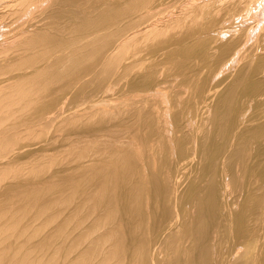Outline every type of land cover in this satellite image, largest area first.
Instances as JSON below:
<instances>
[{
	"label": "bare ground",
	"instance_id": "1",
	"mask_svg": "<svg viewBox=\"0 0 264 264\" xmlns=\"http://www.w3.org/2000/svg\"><path fill=\"white\" fill-rule=\"evenodd\" d=\"M260 49L264 0H0V172L62 154L48 179L4 195L81 194L55 235L96 215L56 250L62 264H264ZM64 122L59 143L24 141ZM1 249L0 264L43 263Z\"/></svg>",
	"mask_w": 264,
	"mask_h": 264
},
{
	"label": "rangeland",
	"instance_id": "2",
	"mask_svg": "<svg viewBox=\"0 0 264 264\" xmlns=\"http://www.w3.org/2000/svg\"><path fill=\"white\" fill-rule=\"evenodd\" d=\"M111 1H117V0H111ZM230 24H232L231 27L235 26L233 25L234 23L232 22ZM247 46L248 47L250 46V49L248 50L247 48V51L245 52L246 54L252 50L251 45H247ZM263 51L264 50L260 49L255 52L261 53ZM243 61L244 60L239 61L235 67L231 66L228 68V70H225L223 74L221 73V75H219L220 77H218L217 78L218 80H216V82L221 81L219 88H217V92L213 95V97L208 100L209 105L207 107L210 106L212 108V105H214V103L216 102L220 91H222V89L228 83H230V81L232 80L231 77H234L235 72L238 70L239 66L243 63ZM227 75L229 76V78ZM259 76L264 79V73ZM252 103H253L252 106L247 110L248 112L246 113V118L249 115H251L253 112L252 107L255 104V101H253ZM205 110H208V108L207 109L205 108ZM198 117L199 116H196L194 118V122H198L199 120ZM64 124L67 125V122L66 123L64 122ZM67 127L68 125L65 126L63 130L62 129L61 131L58 130L59 132L58 131L53 132V130L55 131V129L50 130L49 132H47L48 134L46 133V131L45 133L43 131L41 132L38 131L36 133V136L34 135V138L32 135L26 137L24 141L30 140L32 143H34L33 148H35L41 146L42 144H45L44 143L45 141L42 142L45 139L46 142H48L47 140L50 138V136L56 133L58 136L56 135L55 138H57L58 142L56 139L54 140L50 139L49 142L59 143V141H62L64 139L63 137ZM40 133L42 134L43 137H41ZM61 155L62 154H57L54 158V161L55 159L57 160V158H60ZM54 161L50 162L48 160L47 162L42 164L41 168L43 167L42 168L43 170L41 169L38 173L27 172L26 171L27 169L16 170V169H11L9 167H7L8 169L3 168L2 169L3 172L2 171L0 172V228H4L3 233L5 235L2 241V245L0 247L2 248L1 250L4 251L6 256H9V258L15 252H19L20 255L26 251H30L32 253L31 254L32 259H35V256L43 259L42 264H62V262L64 261V257L55 255L56 250L61 248L65 249L66 244L72 243L75 236L77 237V235L81 234L83 228L86 225H91L94 221V216L96 214H93V216L90 217L82 218V222H84L83 225L76 227L68 235V237L55 235L56 232L55 229L58 228L67 219V216L70 214V212L73 211V209H75L81 201L80 193H75L69 190L60 191L59 189H55V188L47 189L46 192L44 191L37 200L33 201L27 206L21 207V203H17L16 205L11 206L7 196L4 195L6 193V192L4 193L5 191L4 189L7 188V185H10L11 183L12 184L25 183L26 181L39 182L45 180V178L48 179V177L53 173V171L59 166V165L55 166L56 164L53 163ZM51 163L53 164L50 165ZM196 163H197V159L191 161L185 173L182 175L180 190L186 188L191 177L190 176L191 175L190 172L192 171L191 168L193 169L196 166ZM87 212H89L88 209L83 211L81 210L80 215L83 216ZM13 215L16 216L13 217ZM72 225L73 223H71L69 227H71ZM260 232L261 235H260L259 244L264 245V229L260 230ZM93 235L95 236L97 235V233H94ZM14 241H16V244L13 245ZM50 244H52L51 247H49ZM84 244H82V246ZM5 245H10L11 248ZM80 248L74 251H72L73 249H71L70 250L71 256L75 255L80 250Z\"/></svg>",
	"mask_w": 264,
	"mask_h": 264
}]
</instances>
